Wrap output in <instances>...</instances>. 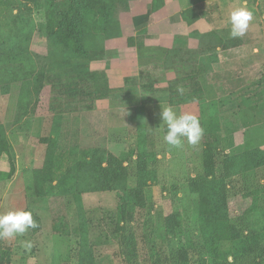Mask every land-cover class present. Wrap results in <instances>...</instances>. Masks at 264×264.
<instances>
[{
    "label": "rangeland",
    "instance_id": "obj_1",
    "mask_svg": "<svg viewBox=\"0 0 264 264\" xmlns=\"http://www.w3.org/2000/svg\"><path fill=\"white\" fill-rule=\"evenodd\" d=\"M101 1L106 19L94 17L83 41L85 52L99 55L89 60L77 59L48 34L49 20L67 17L71 0H0V137L12 150L0 156V213L29 211L39 225L1 240L9 264H84L86 253L85 264H122L110 233L120 187L67 192L55 178L47 193L44 138L55 140L62 171L83 148H105L133 170L144 154L150 177L140 214L145 254L168 264L193 242L205 264L223 263L242 251L243 239L218 244L212 259L197 221L198 202L225 159H236L238 171L241 154L256 156L251 169L233 179L242 192L228 202V214L243 218L252 234L264 228V0ZM240 6L252 11L253 20L243 37L231 38L228 14ZM84 70L106 73L104 99L93 100L85 89L74 96L67 91L64 76ZM195 82L194 99L180 102ZM167 106L199 118L204 134L196 145L164 142L160 111ZM209 129L216 137L212 163L204 154ZM192 180L205 182L203 192L193 191ZM135 184V178L127 181ZM172 217L179 223L176 235L167 231ZM55 219L67 222L66 234L54 233ZM236 264H264V255Z\"/></svg>",
    "mask_w": 264,
    "mask_h": 264
},
{
    "label": "trees",
    "instance_id": "obj_2",
    "mask_svg": "<svg viewBox=\"0 0 264 264\" xmlns=\"http://www.w3.org/2000/svg\"><path fill=\"white\" fill-rule=\"evenodd\" d=\"M106 2L101 0H71L70 13L59 22L50 19L48 25L49 37H53L55 42L60 45L66 52L73 53L77 59L97 58L99 55L94 52H85L83 41L86 36V30L93 28V23L96 16H100L99 21H104L107 12ZM54 25V26H53ZM131 44V42H129ZM101 56V55H100ZM59 75L58 78H61ZM78 77V82H72ZM68 82L66 89L71 96L80 94L86 90L87 96L93 100H102L107 95V75L104 72H96L84 70L80 71L76 76L66 74L64 76ZM39 82V81H38ZM36 82L35 88L40 86V82ZM81 89V92L80 90ZM199 91V84L195 82V87L188 93V97L184 96L180 102H187L193 98V94ZM212 138L215 139L214 132L209 129L206 136V148L204 151L205 159L212 163L213 152L215 147ZM47 146L46 161L42 170L43 183L46 184V192L52 188V182L56 178L63 184L62 189L67 192H88V191H111L115 186L119 188V204L117 208V215L111 222L110 233L118 246L119 255L122 259V264H167L166 261H153L143 251L141 232L142 211L144 209V193L146 191L147 181L149 177L148 163L144 154L139 153L136 158L135 170L131 168L128 163L123 166L122 160L118 159L107 150L103 148H83L79 152L71 154L70 163L65 171H62L59 163V154L55 152L56 143L52 138H44L40 141ZM2 154L12 155L11 146L4 136L0 137V156ZM253 153H244L239 156L240 166L238 171H234L236 159H225L223 161L220 176L216 183L210 186L208 192L204 193L202 200L198 202L199 218L198 229L205 239V249L208 256L212 259L217 257L216 246L223 242H234L243 239L244 246L240 253H232L231 264H236V261L241 257H251L253 255H264V228L258 235L248 232L247 224L243 218H231L228 214V202L230 199L236 197L242 191L234 186V177L239 180L243 174L251 169L253 160ZM259 156V155H258ZM256 157V156H254ZM69 159V156H68ZM68 176L62 179L64 173ZM213 174V172H210ZM61 174V176H59ZM63 174V175H62ZM130 178L136 179L134 186H127V181ZM196 193L203 192L205 182H195L192 180L191 184ZM53 193V192H50ZM71 194V193H70ZM69 194V195H70ZM77 193L75 197H78ZM72 196L73 193L71 194ZM262 206H264V197ZM263 208V207H262ZM33 219L38 225V217L32 214ZM264 217V209L262 212ZM175 217V216H174ZM172 217L170 221V228L167 231L170 234H175L174 224L179 225L176 217ZM39 226V225H38ZM179 227V226H178ZM52 229L56 234H66L68 231L67 222L63 219L53 222ZM0 239V264H9V255ZM190 251L178 252L176 258L171 259L168 264H205L202 252L197 248L193 242L190 246ZM88 255L86 253L84 264L88 262ZM229 264L227 257L223 258V263Z\"/></svg>",
    "mask_w": 264,
    "mask_h": 264
},
{
    "label": "clouds",
    "instance_id": "obj_3",
    "mask_svg": "<svg viewBox=\"0 0 264 264\" xmlns=\"http://www.w3.org/2000/svg\"><path fill=\"white\" fill-rule=\"evenodd\" d=\"M253 20V13L246 6L232 9L228 14L231 38L243 37ZM182 87H177V92L183 93ZM160 119L166 125V133L163 140L171 147H181L183 140L188 144L196 145L204 134L199 118L191 113L178 115L171 106L163 107L160 111ZM38 227L32 213L25 210L8 211L0 213V239H10L16 235L24 234L30 228ZM24 247H32L30 241H25ZM229 264L232 258L229 257Z\"/></svg>",
    "mask_w": 264,
    "mask_h": 264
}]
</instances>
